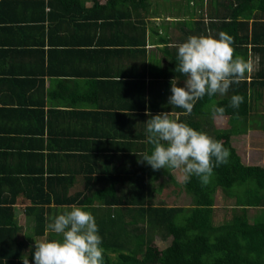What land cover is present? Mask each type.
<instances>
[{
	"label": "crops",
	"instance_id": "crops-1",
	"mask_svg": "<svg viewBox=\"0 0 264 264\" xmlns=\"http://www.w3.org/2000/svg\"><path fill=\"white\" fill-rule=\"evenodd\" d=\"M189 1L193 8L188 0H0V199L20 190L11 207L14 222L0 211V264L29 257L34 239H58L48 229L53 218L74 204L83 207L56 206L54 196H85L100 226L106 210L91 209L98 206L88 204L93 195L135 194V185L121 181L125 168L141 172L136 155L150 146L146 113L174 111L179 120L184 114L168 101L171 81L183 87L185 78L165 67L179 44L204 34L182 22L202 15L201 1ZM249 58L254 69L247 81L264 68V54L260 61L261 53L250 50ZM255 89L248 127L233 137L246 144L250 132L264 136V89ZM216 116L230 127L226 116ZM168 174L177 178L181 171ZM170 180L160 175L162 195L174 193ZM41 188L52 196L44 232L26 196L38 199ZM100 235L120 238L107 229Z\"/></svg>",
	"mask_w": 264,
	"mask_h": 264
},
{
	"label": "trees",
	"instance_id": "trees-1",
	"mask_svg": "<svg viewBox=\"0 0 264 264\" xmlns=\"http://www.w3.org/2000/svg\"><path fill=\"white\" fill-rule=\"evenodd\" d=\"M200 1L203 7L205 0ZM208 1L210 8L206 15L202 14L199 19H187L182 22L187 26L202 28L203 35L210 34L219 38L220 32H226L234 38L235 55L243 56L247 60L251 50L260 52L262 61L264 0H207L206 3ZM188 6L193 8L189 0ZM136 25L131 26L137 29ZM143 38L141 45L144 48L145 36ZM177 56L178 49L165 70L169 71V74L174 72V77L178 79H184L182 74L175 71ZM167 75L163 73L161 77L169 78ZM141 84L145 87L143 81ZM258 86L264 89V68L263 72L259 69L253 73L250 81H247L245 76L244 80L232 84L227 95L220 97L217 94L211 98L205 96L196 102L190 115L181 114L180 120L222 141L224 147L230 151L229 162L214 168L210 183L206 186L202 185L195 175L186 181L182 172L175 178L168 174L170 170L164 168L153 170L150 174L153 168L146 161L140 160L144 153L151 154L153 146L150 144L147 147L150 148L148 152L147 148L143 147L136 155L139 159L137 165L141 170L138 176L136 172L124 169L121 182L125 188L135 185V194L123 193L113 196L96 193L92 196L89 201L91 203L88 204L98 206L91 209L95 211L103 207V210H106L103 213L105 219L103 217V223L98 226L99 235L106 229L120 233V238L116 240H104L102 237L103 264H111V257H116L115 264H264V166L245 163L232 141L236 134H243L248 127L244 122L251 116L250 91L254 96ZM233 95L244 96V103L238 109L230 106ZM213 106L225 109L223 116L229 119V128L214 127ZM181 111L184 112L183 109ZM163 173L180 187L175 189L171 196L180 199L184 193L190 199L189 205L180 204L183 198L179 205H169L162 200L163 184H160L159 180ZM151 184L156 187H149ZM42 186L44 188L43 183ZM43 188L38 199L26 194L34 204L30 210L34 214L40 212L36 213L35 218L36 227L40 228L41 232H44L46 212L52 201V196ZM114 188L115 184L113 194ZM219 189L234 204L231 219L216 225L214 214L216 193ZM19 193L20 190H12L10 198L0 199V206L3 205L0 211L8 213L9 224L14 222L11 207ZM63 198L64 200H58L54 196L55 205L86 204L85 196L77 197L81 200H76L75 196ZM175 200L176 198L174 202ZM5 204L8 205L4 206ZM157 237L169 244L160 249L156 245ZM34 252L35 248L28 257L30 264H35ZM7 261L23 264L19 259Z\"/></svg>",
	"mask_w": 264,
	"mask_h": 264
},
{
	"label": "clouds",
	"instance_id": "clouds-1",
	"mask_svg": "<svg viewBox=\"0 0 264 264\" xmlns=\"http://www.w3.org/2000/svg\"><path fill=\"white\" fill-rule=\"evenodd\" d=\"M234 38L220 32L219 38L212 35H191L178 45L176 73L185 77L184 86L171 81L172 95L169 104L190 115L196 102L205 96L211 98L225 95L230 86L245 79L254 65L251 58L235 55ZM120 79V77H119ZM244 96L233 95L230 106L238 109ZM225 109L213 106L214 116L223 115ZM145 122L148 142L153 146L151 154L144 153L153 170L161 168L179 170L183 179L193 175L202 185L210 183L215 167L229 162L230 151L223 142L208 133L198 131L188 123L180 121L176 113L162 112L152 115ZM87 206L72 205L53 218L48 229L58 239H34L35 264H103L102 237L94 215ZM23 264H30L28 256L21 257Z\"/></svg>",
	"mask_w": 264,
	"mask_h": 264
},
{
	"label": "rangeland",
	"instance_id": "rangeland-1",
	"mask_svg": "<svg viewBox=\"0 0 264 264\" xmlns=\"http://www.w3.org/2000/svg\"><path fill=\"white\" fill-rule=\"evenodd\" d=\"M206 6V7H205ZM210 8V2L208 3L205 2V5L203 6V11L201 14L208 13V9ZM213 124L215 128H220L224 129L227 128V121L223 118H218L213 117L212 118ZM249 141L246 139L248 142L246 144L245 140L243 138L235 139L233 138L234 146L237 148L238 152L240 155H242L244 158V162L250 165H263L264 166V136L260 135L261 133L258 132H250L249 133ZM260 140V143L258 141ZM260 160V162H256L257 160ZM176 189H180V187L177 185ZM176 191V190H175ZM166 197H170L169 200L166 199ZM174 198H176L174 202ZM180 198V196L178 197ZM183 198V199H182ZM182 198L177 199V196H165L162 195V200H165V202L169 204H175L179 205L180 200L182 201L180 204L182 206H187L189 205L190 199L186 196V194L182 193ZM234 202L230 199H228L220 189L216 193V209H215V214H214V224L219 225L223 224L231 219L232 216V207H233ZM169 242H165L161 240L159 237L156 238V245L160 248L163 249L165 248ZM116 257H111V264H115Z\"/></svg>",
	"mask_w": 264,
	"mask_h": 264
}]
</instances>
